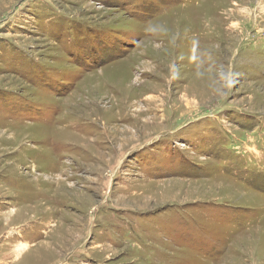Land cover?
Instances as JSON below:
<instances>
[{
    "label": "rangeland",
    "instance_id": "obj_1",
    "mask_svg": "<svg viewBox=\"0 0 264 264\" xmlns=\"http://www.w3.org/2000/svg\"><path fill=\"white\" fill-rule=\"evenodd\" d=\"M26 263L264 264V0H0V264Z\"/></svg>",
    "mask_w": 264,
    "mask_h": 264
},
{
    "label": "bare ground",
    "instance_id": "obj_2",
    "mask_svg": "<svg viewBox=\"0 0 264 264\" xmlns=\"http://www.w3.org/2000/svg\"><path fill=\"white\" fill-rule=\"evenodd\" d=\"M218 22V21H217ZM27 264V263H26Z\"/></svg>",
    "mask_w": 264,
    "mask_h": 264
}]
</instances>
